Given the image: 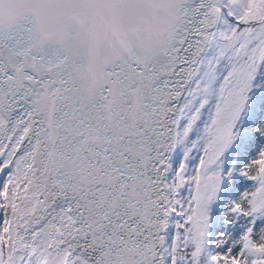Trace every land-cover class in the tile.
I'll return each mask as SVG.
<instances>
[{"label":"snow or ice","instance_id":"snow-or-ice-1","mask_svg":"<svg viewBox=\"0 0 264 264\" xmlns=\"http://www.w3.org/2000/svg\"><path fill=\"white\" fill-rule=\"evenodd\" d=\"M0 264H264V0H0Z\"/></svg>","mask_w":264,"mask_h":264}]
</instances>
